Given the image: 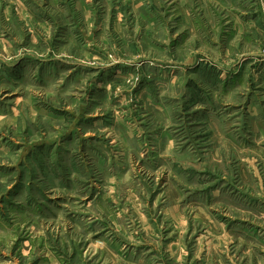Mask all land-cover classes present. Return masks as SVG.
Masks as SVG:
<instances>
[{
  "label": "rangeland",
  "instance_id": "obj_1",
  "mask_svg": "<svg viewBox=\"0 0 264 264\" xmlns=\"http://www.w3.org/2000/svg\"><path fill=\"white\" fill-rule=\"evenodd\" d=\"M0 264H264V0H0Z\"/></svg>",
  "mask_w": 264,
  "mask_h": 264
},
{
  "label": "built area",
  "instance_id": "obj_2",
  "mask_svg": "<svg viewBox=\"0 0 264 264\" xmlns=\"http://www.w3.org/2000/svg\"><path fill=\"white\" fill-rule=\"evenodd\" d=\"M238 1H242V2H246V1H248V2H249L250 0H238Z\"/></svg>",
  "mask_w": 264,
  "mask_h": 264
}]
</instances>
